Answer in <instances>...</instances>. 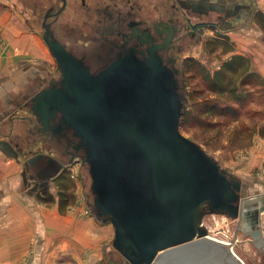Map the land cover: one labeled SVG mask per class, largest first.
<instances>
[{
	"label": "water",
	"instance_id": "water-1",
	"mask_svg": "<svg viewBox=\"0 0 264 264\" xmlns=\"http://www.w3.org/2000/svg\"><path fill=\"white\" fill-rule=\"evenodd\" d=\"M183 1L218 13L222 31L250 23L257 3ZM45 39L64 74L59 85L34 96L33 115L47 128L59 117L57 126L74 132V146L89 162L93 204L114 225L113 246L126 264H245L230 243L208 235L203 219L213 213L239 219L244 235L263 246L264 193L248 195L244 182L183 134L187 98L156 51L145 59H118L92 75ZM0 149L13 148L0 140ZM45 174L36 179L45 180Z\"/></svg>",
	"mask_w": 264,
	"mask_h": 264
},
{
	"label": "flooded vegetation",
	"instance_id": "flooded-vegetation-1",
	"mask_svg": "<svg viewBox=\"0 0 264 264\" xmlns=\"http://www.w3.org/2000/svg\"><path fill=\"white\" fill-rule=\"evenodd\" d=\"M185 3L183 0H37L29 8L32 22L41 23L43 39L47 37L61 45L92 75L99 74L118 59L131 56L145 59L151 56L152 50L156 51L162 63L175 73L178 92L187 98V104L185 64L195 57L194 49L202 48L204 43L208 45L211 38L205 42L206 32L209 29L222 31V23L218 22V13L189 8ZM52 56L54 62L40 65L36 74L26 77L23 95L10 94L3 102L9 104L6 111H10V117L18 109L23 114L20 116L23 122L28 123L29 133L17 134L12 140L15 145L21 141L26 148L25 153L21 152L22 157L26 156L24 164L33 163L34 159L29 160L33 154L50 167L42 170L43 173L59 171L61 166L56 178L74 159L83 169H89V162L84 152L74 146L77 140L74 132L57 126L59 117L47 128L33 115L34 96L43 88L59 85L63 78L57 58ZM13 96L15 99L8 102ZM92 208L103 218L94 204Z\"/></svg>",
	"mask_w": 264,
	"mask_h": 264
},
{
	"label": "crops",
	"instance_id": "crops-1",
	"mask_svg": "<svg viewBox=\"0 0 264 264\" xmlns=\"http://www.w3.org/2000/svg\"><path fill=\"white\" fill-rule=\"evenodd\" d=\"M256 2L254 12L257 4L259 9L264 8V0ZM20 6L17 0H0V140L10 143L14 150L17 149L11 141L16 134L22 136L29 126L23 120L13 121L9 114L4 116L9 105L3 101L13 93L19 97L26 77L36 74L40 68L39 60L48 58L42 54L31 10ZM253 21L254 18L247 25L224 30L225 34L231 36L239 29L257 28ZM237 36H233V40L238 52L233 49L230 57L240 53L248 56L253 70L264 77V53L261 52L264 50L261 46L254 48V40L248 36ZM11 124L13 129L8 135ZM16 129L22 133L14 131ZM13 149L9 153L0 149V264H118V257L106 250L113 236L111 226L99 223L91 212L88 213L89 209L80 197L74 205L63 203L59 194L65 178L59 177L60 174L55 178L52 173H47L45 180L39 181L37 173L47 166L40 169L34 161L31 162L33 165L30 162V165L24 164L23 150H17L19 156L16 157ZM261 164L256 162L253 166ZM243 182L247 191L256 189L250 196L264 193V177L256 175L252 182H246V179ZM54 186L57 195L53 193ZM262 215L264 218V212Z\"/></svg>",
	"mask_w": 264,
	"mask_h": 264
},
{
	"label": "rangeland",
	"instance_id": "rangeland-1",
	"mask_svg": "<svg viewBox=\"0 0 264 264\" xmlns=\"http://www.w3.org/2000/svg\"><path fill=\"white\" fill-rule=\"evenodd\" d=\"M17 1L20 3L21 8L30 9V4L37 0ZM42 1L47 2L51 0ZM259 1L261 3L263 2V0ZM259 8L260 7H258L257 4L255 9L257 15L253 17L254 21L252 23L254 25H258L257 28H245V30L239 29L236 30V32H233V35L231 36L230 34L226 35L225 31L222 32L220 30L217 31L216 29H209L208 32H206L207 36L205 38V42L208 38L220 40L221 42L219 41L220 43L216 49L217 51L208 49L209 45L205 46V43L202 48L193 50L192 54H194L195 57L193 60H189L185 64L187 91L189 97L187 105L184 109L186 112L194 110L193 104L195 102L205 104L207 99L210 98L211 102L219 100V97L216 96L211 89H209L206 81H204V74L201 71V66H205L208 69L210 68L211 71H214L219 69L222 66V62L225 61V59H229L232 54V51H225L224 48L228 49L232 46L235 50L234 52H238L237 49H235L236 43L235 40H233V36L236 38L239 37L237 35L240 34L243 37L246 35L249 39L251 38L254 40V48L261 46L264 50V30L258 18L261 13H264V8ZM35 31H37L38 39L42 44V54L48 57H45L46 61L39 60V65L46 64V66H48L50 63L54 62V59L52 54H50L46 40L43 39V29L41 23H38ZM245 40L247 41L246 38ZM243 49L246 50L245 47H243ZM261 52L264 53V51ZM255 72L259 74L257 76L258 80L246 86H241L240 88V93L247 98L244 101H241V103H237L236 101L231 102V105L235 107V110L230 109L225 114L223 113L217 116L206 114L203 115L202 118L199 116L197 118L194 117V113L192 112L191 120L187 121L186 124H182L180 122V129L185 136L201 144L205 151L210 156L217 159L221 163L222 167L231 176L241 180L242 182L245 179L246 182H252L254 176L256 175L264 177V77L260 75L257 70ZM194 98L195 100L193 101ZM21 115L23 114L17 109L13 114H11V117H13L10 118L13 121L16 120V122H18L17 120H22L20 117ZM27 119L29 118L27 117ZM8 127L7 133H9L8 135H11L13 126L11 124V126ZM17 130L18 129L14 131ZM18 131L22 133L20 130ZM23 132L22 136H24L28 130H24ZM9 137L7 138L9 139ZM10 139L12 140V138ZM11 143L17 150L22 149L24 153L27 151L23 146V143L21 144V141L18 145H15L13 141H11ZM31 155L33 154H30L29 157H31ZM34 157L37 156L34 155ZM74 160L75 161H72V165L68 166V168L63 173H60L59 176L65 178L64 180H67V182L71 184L70 190L68 189L66 192L70 196L66 198L63 193L59 195L63 199V203L68 206L76 204L80 197L89 209L88 213L91 212L99 223H105L111 226L113 236L110 238L111 240L108 243L106 250H110L111 255L118 257L117 261L118 264H120L121 260L124 259L113 246L115 237L114 225L108 221H103L95 214V211H93L94 208H92V204L94 202V195L91 191L92 177H90L88 167L87 169H83L82 165L77 163L76 159ZM34 162L38 164L40 169H44L46 166L42 161L40 162L39 159L34 160ZM256 162L257 164L258 162H262L261 166H253ZM60 169L61 166H59V171ZM53 189V193L56 194L57 187L54 186ZM255 191L256 189L252 188V190L250 189L246 193L248 195H253ZM263 219L264 218L262 217V220ZM203 221L208 229V235L227 244L230 243L233 250L245 264H264V245L259 247L252 236H249V234L244 235L246 231H243L238 227L241 220L230 216L228 217L224 214L213 213L206 215Z\"/></svg>",
	"mask_w": 264,
	"mask_h": 264
},
{
	"label": "trees",
	"instance_id": "trees-1",
	"mask_svg": "<svg viewBox=\"0 0 264 264\" xmlns=\"http://www.w3.org/2000/svg\"><path fill=\"white\" fill-rule=\"evenodd\" d=\"M257 15V12H254V16ZM259 21L264 30V13H261L259 16ZM220 40L211 39L208 43V49L217 51ZM224 45V43H223ZM225 46V45H224ZM224 48V47H223ZM225 51H233L232 46L228 49L224 48ZM198 63V62H197ZM199 64V63H198ZM222 66L219 69L211 71L205 66H201V71L204 74V81H206L209 89L213 91L216 96L219 97L218 101L211 102V98L207 99L205 104L201 102H195L194 110L191 112L183 111V116L181 119L182 124H186L187 121L191 120L192 112L194 113V117H201L203 115H221L225 114L230 109L235 110V107L231 105V102L241 103L247 97L240 93L241 86H246L248 84L254 83L258 80V73L253 70V65L251 64V60L249 57L243 54H235L229 59H225L222 62ZM264 82V80H263ZM195 98L193 99V101ZM200 118V119H201ZM60 188L62 189V193L65 194L66 198L68 195L66 192L71 188V184L67 182H61Z\"/></svg>",
	"mask_w": 264,
	"mask_h": 264
},
{
	"label": "bare ground",
	"instance_id": "bare-ground-1",
	"mask_svg": "<svg viewBox=\"0 0 264 264\" xmlns=\"http://www.w3.org/2000/svg\"><path fill=\"white\" fill-rule=\"evenodd\" d=\"M8 112H10V111H8ZM219 240V239H218ZM124 264H126V262H125V260H121Z\"/></svg>",
	"mask_w": 264,
	"mask_h": 264
}]
</instances>
